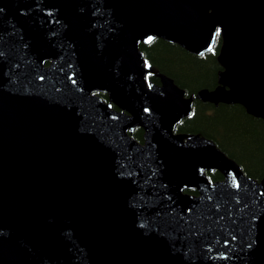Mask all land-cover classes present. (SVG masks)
Returning a JSON list of instances; mask_svg holds the SVG:
<instances>
[{
    "label": "water",
    "instance_id": "water-1",
    "mask_svg": "<svg viewBox=\"0 0 264 264\" xmlns=\"http://www.w3.org/2000/svg\"><path fill=\"white\" fill-rule=\"evenodd\" d=\"M217 27L197 98L264 119V0H0V264H264V179L172 132L190 100L137 49L201 54Z\"/></svg>",
    "mask_w": 264,
    "mask_h": 264
},
{
    "label": "trees",
    "instance_id": "trees-1",
    "mask_svg": "<svg viewBox=\"0 0 264 264\" xmlns=\"http://www.w3.org/2000/svg\"><path fill=\"white\" fill-rule=\"evenodd\" d=\"M214 36L211 49L195 54L179 44L153 37L148 42H138L143 65L151 69L148 79L158 82L157 74H164L192 99L188 116L175 123L173 132L197 134L211 140L216 147L233 159L241 171L254 179L264 178V121L246 112L239 104H212L196 98L201 89L217 85L221 67L217 56L221 44L220 34ZM108 101L106 92L96 93ZM127 133L137 142L142 141L143 130L134 127ZM211 181L222 179L216 171H206ZM184 192L195 194L194 189Z\"/></svg>",
    "mask_w": 264,
    "mask_h": 264
},
{
    "label": "snow or ice",
    "instance_id": "snow-or-ice-1",
    "mask_svg": "<svg viewBox=\"0 0 264 264\" xmlns=\"http://www.w3.org/2000/svg\"><path fill=\"white\" fill-rule=\"evenodd\" d=\"M217 35H219V32H217Z\"/></svg>",
    "mask_w": 264,
    "mask_h": 264
}]
</instances>
